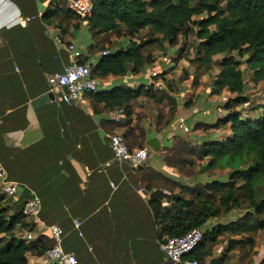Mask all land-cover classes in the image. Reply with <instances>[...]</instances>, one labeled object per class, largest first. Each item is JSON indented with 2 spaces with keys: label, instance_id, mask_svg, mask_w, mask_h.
I'll list each match as a JSON object with an SVG mask.
<instances>
[{
  "label": "crops",
  "instance_id": "crops-1",
  "mask_svg": "<svg viewBox=\"0 0 264 264\" xmlns=\"http://www.w3.org/2000/svg\"><path fill=\"white\" fill-rule=\"evenodd\" d=\"M58 2L0 0V162L10 179L19 184L15 200L28 194L42 202V194L51 200L49 209L44 203V210H64L69 218L74 210L85 215L55 224L63 226L62 247L74 253L79 264H173L161 250L149 201L157 191L169 197L184 191L191 196L199 191L198 185L208 181L185 175L192 163L184 168L171 155L167 157L175 149L176 137L193 141L184 132H177L184 113L178 103L175 119L161 125L157 105L164 117L174 105L166 99L157 104L145 95L134 101L129 119L124 110L106 111L98 106L95 113L88 97L85 105L66 103L64 91L49 85V76L63 72L72 63L71 44L96 66L100 59L97 63L94 59L101 54H89V48L100 40L86 46L84 31L88 25L59 9ZM99 80L103 91L118 87L139 90L154 84L150 77L145 80L133 74ZM50 92L55 94L53 100L33 106ZM128 120L131 124L127 127ZM130 130L126 139L130 145L144 142L149 147L153 138L161 143L158 151L151 149L150 158L142 165L120 164L112 154L111 136L116 132L126 135ZM131 147L138 149L135 144ZM56 198L67 202L54 206ZM170 205L165 201L164 206ZM88 210L95 211L86 215ZM224 218L211 220L206 227L214 230L229 225L224 224ZM76 221L80 228L75 227ZM43 225L47 224L42 221L37 225L38 233H31L33 240L29 242L47 234ZM219 242L206 264H221L228 241L221 236ZM243 252L233 251L226 264H262L261 254L247 258ZM27 257L29 264H47L44 256L29 252Z\"/></svg>",
  "mask_w": 264,
  "mask_h": 264
},
{
  "label": "trees",
  "instance_id": "trees-1",
  "mask_svg": "<svg viewBox=\"0 0 264 264\" xmlns=\"http://www.w3.org/2000/svg\"><path fill=\"white\" fill-rule=\"evenodd\" d=\"M58 1L59 9L86 23L96 36L114 32L119 37L127 33L131 39H135L142 32L150 31L149 41L141 44L130 42L127 47L112 49L108 56L100 57L96 66L89 64L90 58L83 59L82 55L79 62L91 67L94 78L125 77L128 74L139 76L149 70L153 63L151 56L145 52L148 46L157 42L161 46L163 43L176 46L180 37L188 38L194 34L200 42L197 58L200 67L213 65L217 56L237 52L241 58H247L246 64L254 72L253 82L256 85L264 82V0H95L93 16L87 19L69 12L66 9L68 0ZM196 1L198 4L195 6ZM49 16L45 15L46 18ZM197 17L201 19L194 22ZM192 24L198 30L192 28ZM103 52L105 50L97 51V45L89 48L92 55ZM246 88V72L241 70L240 62L224 58L215 91L217 95L227 91L236 96L225 105L226 118L219 122V125L230 126L232 135L223 142L206 143L199 158L209 159L200 172L202 174L238 165L239 168L230 173L229 181H214L208 191L193 193L195 198L187 199L181 195L169 197L157 191L149 201L162 244L172 238L184 237L195 229L205 231L203 241L186 257L191 262L206 264L214 248L220 244L219 237L229 235L228 250L220 259L221 264H226L233 251L248 243L252 246L255 244L254 238L248 236L250 233L256 235L264 232V220L261 219L264 216V115L258 120H244L234 109L248 103ZM143 95L160 101L145 85L139 90L118 87L112 91L88 94L87 97L94 105L95 113L98 106L106 111L124 110L129 119L133 115L132 104ZM260 108L264 111V105ZM176 112L174 105L170 110L172 120ZM130 122L127 121V127ZM131 131L125 135L126 139ZM135 146L139 149L146 147L144 142H135ZM240 181L242 185H239ZM41 196V220L49 226L62 225L64 221L85 216L78 210L73 211L71 218L64 210H44V203L49 209L51 200ZM17 197L9 198L0 191V264H29V252L43 257L51 244L54 245L48 234L37 237L35 242L17 236L18 230L38 233L37 225L24 214L29 195L15 200ZM165 201L171 205L164 206ZM53 202L56 206L67 201L56 198ZM245 204L250 210L239 220L220 225L214 230L206 227L209 221L229 215ZM94 211L88 210L86 215ZM237 237L242 239L238 240Z\"/></svg>",
  "mask_w": 264,
  "mask_h": 264
},
{
  "label": "rangeland",
  "instance_id": "rangeland-1",
  "mask_svg": "<svg viewBox=\"0 0 264 264\" xmlns=\"http://www.w3.org/2000/svg\"><path fill=\"white\" fill-rule=\"evenodd\" d=\"M197 4L198 1L194 3L195 6ZM200 19L201 18L198 17L194 18V22H197ZM191 27L198 30V27L193 24ZM85 30L84 41L86 46L91 42L100 40L97 44V51L101 49L105 50V52H109L112 49L127 47L130 42L141 44V42L149 41L151 39L149 30L142 32L135 39H131L127 33H123V35L119 37L114 32L101 34L99 37L102 36V38L100 39L98 36L94 35L93 31H90L91 29L89 26H86ZM199 43L198 38L192 34L188 38L180 37L176 46H170L168 43H163L161 46L160 42L148 46L145 52L146 55L151 56L153 63L150 69L142 73L140 76L146 80L150 77L152 72H157L159 74L158 77L152 79L154 84L151 87L150 85L149 87L145 85L146 88L151 89L157 96V99L160 100L155 101L157 104H160L161 100L165 99L169 101L170 106L175 105L178 107L179 103V107L185 115L183 114V117L177 126V132H184L190 136L193 141L186 142L185 140L176 137L175 149L170 150L167 157L171 155V159L178 160L181 167L185 164L190 165L192 163L189 166L190 169L184 166V168L187 169L184 173L185 175H188V177L198 176L201 180L208 178L207 183H202L201 185H198L197 188V190L206 191L214 181H229L230 173L239 168L238 165L235 164L226 167L225 170L215 169L209 170L204 174L200 173L202 168L209 162V159L201 160L199 158L204 145L212 141H226L232 135L230 132V126L219 125V122L226 118L227 112L225 110V105L230 100L236 99L235 95H231L227 91L223 92L221 95H217L215 91V83L218 80L223 59H235L237 62H240L241 70L246 72L247 88L245 96L249 101L244 105L236 106V108H234L241 114L244 120H258L264 115L263 109L260 108L264 105V82L258 85L253 82L254 72H252L246 64L247 58H241L237 52L217 56L214 58L213 65L200 67L199 62L197 61V58L199 57ZM103 54L104 52L101 56ZM99 59L100 57L95 58L94 63H97ZM103 89L104 86L99 87L98 92L103 91ZM108 89H111V86L108 87ZM172 96H175L176 99H173ZM157 106L159 107V123L162 125L165 121L167 123L170 122L172 120V114L169 113L165 117L162 116V109H160L159 105ZM187 129H189V131H187ZM117 133L119 132H116L115 134ZM119 134L125 136L123 133ZM126 142L131 149H134L131 145L135 144V142L131 143V145L128 141ZM238 183L239 185H242L241 181ZM180 195L184 198H195L192 194L189 196L185 191ZM248 210H250V208L245 204L241 209L236 210L229 215H225L224 224H231L234 221L239 220L248 212ZM261 219L264 220V216H262ZM17 232L19 237L24 238L31 234L30 232H25V230H18ZM248 236L254 238L255 244L252 246L248 243L239 249L244 251L243 254L246 255L247 258L259 256L260 254L263 257L264 232H259L256 235L250 233ZM223 237L224 241H228L231 236L224 235ZM52 246L53 243L51 244V247ZM236 251H238V249ZM232 256H234V254Z\"/></svg>",
  "mask_w": 264,
  "mask_h": 264
},
{
  "label": "built area",
  "instance_id": "built-area-1",
  "mask_svg": "<svg viewBox=\"0 0 264 264\" xmlns=\"http://www.w3.org/2000/svg\"><path fill=\"white\" fill-rule=\"evenodd\" d=\"M66 9L72 14L87 19L93 16L95 0H68ZM68 50L72 55V63L65 66L63 72L51 75L48 82L53 88L67 87L69 93L64 95V101L70 104L73 100L75 104L85 105L87 95L97 93L102 83L99 79L92 76V69L88 65L81 64L79 61L82 52L76 45L71 44ZM109 52H104L103 56H108ZM158 77L157 72H152L150 78ZM57 86V87H56ZM189 131V129H187ZM111 150L114 158L120 164L128 163L131 165H142L148 161L151 148L131 149L122 134L111 136ZM19 184L10 179L8 171L0 162V191L9 198H15L18 194ZM42 202L40 198L33 195L24 207V214L28 219L38 225L41 221ZM81 223L76 221L75 227L80 228ZM46 233L54 241V245L46 252L44 259L47 264H79L78 257L71 252H67L63 247L65 236L64 229L58 225H43ZM205 231L195 229L184 237H176L167 240L166 244L161 245V250L166 253L173 264H198L186 260V257L193 253L204 239ZM27 240H33V235L29 234Z\"/></svg>",
  "mask_w": 264,
  "mask_h": 264
},
{
  "label": "water",
  "instance_id": "water-1",
  "mask_svg": "<svg viewBox=\"0 0 264 264\" xmlns=\"http://www.w3.org/2000/svg\"><path fill=\"white\" fill-rule=\"evenodd\" d=\"M51 76H49L50 78ZM57 87V86H56ZM62 90L64 91V93L67 95L69 93L67 87H63ZM55 98V94L53 92H50L49 94L41 97L40 99L36 100L33 103L34 107H38L41 106L43 104L49 103L50 100H53ZM71 105H75V102L73 100L70 101ZM148 146L154 150V151H158L161 148V143L157 138H153L148 142ZM166 254V253H165ZM166 258L167 260H170L169 256L166 254Z\"/></svg>",
  "mask_w": 264,
  "mask_h": 264
}]
</instances>
